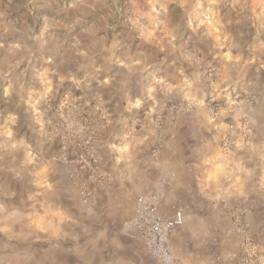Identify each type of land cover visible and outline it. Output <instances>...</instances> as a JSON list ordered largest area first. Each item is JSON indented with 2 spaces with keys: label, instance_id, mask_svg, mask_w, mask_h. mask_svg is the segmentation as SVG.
<instances>
[{
  "label": "clouds",
  "instance_id": "9594fccd",
  "mask_svg": "<svg viewBox=\"0 0 264 264\" xmlns=\"http://www.w3.org/2000/svg\"><path fill=\"white\" fill-rule=\"evenodd\" d=\"M0 264H264V0H0Z\"/></svg>",
  "mask_w": 264,
  "mask_h": 264
}]
</instances>
